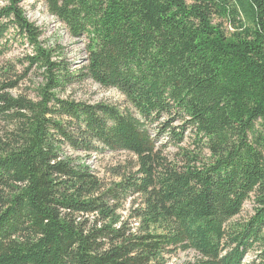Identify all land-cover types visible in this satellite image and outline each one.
<instances>
[{
  "label": "trees",
  "instance_id": "1",
  "mask_svg": "<svg viewBox=\"0 0 264 264\" xmlns=\"http://www.w3.org/2000/svg\"><path fill=\"white\" fill-rule=\"evenodd\" d=\"M22 2L0 9V57L21 39L25 76L42 82L34 101L12 94L14 68L0 76V264H166L189 251L199 257L186 264H244L256 248L264 264V0H46L88 39L77 72ZM86 80L127 106L61 98ZM188 132L195 150L169 161L162 140ZM66 147L127 152L139 171L107 188ZM129 194L144 198L137 230L119 215ZM249 201L252 216L236 220Z\"/></svg>",
  "mask_w": 264,
  "mask_h": 264
},
{
  "label": "rangeland",
  "instance_id": "2",
  "mask_svg": "<svg viewBox=\"0 0 264 264\" xmlns=\"http://www.w3.org/2000/svg\"><path fill=\"white\" fill-rule=\"evenodd\" d=\"M191 3V0H187ZM7 5V0H0V9ZM25 16L42 32L41 42L45 48L50 49L56 53V60L58 62H64L68 65L71 72H77L86 66L88 61L87 45L88 39L86 37L82 39L73 38L66 26L61 23L57 18L52 16L46 5V0H23L21 4ZM11 40L10 51L4 56L0 57V76L10 68H14L16 75L12 76L13 80L18 81L19 86L12 91L14 96L26 95L33 99L37 98V88L42 82V77L39 72L32 71L25 76V66L19 61H23L24 58L33 53L32 48L22 42L21 39H13L11 35L8 36ZM3 78V77H2ZM62 99L75 100L77 102H84L89 104L108 103L118 106L124 109L127 106L125 97L115 89H105L96 84L92 80H86L81 83H75L67 87L60 93ZM179 124H175L177 127ZM155 135V133H153ZM168 138L162 140V144H166L164 155L171 162L181 164L182 157L181 148H187L190 151L195 150V138L191 133H187L186 141L177 146L174 144H167ZM66 156H70L74 159L84 158L86 163L102 181L103 185L107 188L112 187L114 184H119L122 181H126L130 177L136 176L139 171L138 159L127 152L113 153L110 151L104 154L94 153L90 157H86L84 154L75 153L70 148H65ZM206 152L202 157H205ZM144 202L143 196L129 194L125 202H121L122 209L119 211V215L128 221L130 227L138 229V224L134 218L135 211L142 208ZM253 214V201H249L242 214L236 220H247ZM260 249L256 248L250 253L244 264H251L256 261V264H260ZM198 254L194 251L178 252L173 255L166 256V264H186L194 262L198 259Z\"/></svg>",
  "mask_w": 264,
  "mask_h": 264
}]
</instances>
